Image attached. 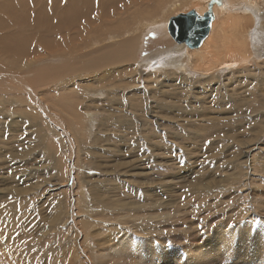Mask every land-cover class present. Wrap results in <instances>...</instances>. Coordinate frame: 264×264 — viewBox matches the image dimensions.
I'll return each mask as SVG.
<instances>
[{"label": "rangeland", "instance_id": "obj_1", "mask_svg": "<svg viewBox=\"0 0 264 264\" xmlns=\"http://www.w3.org/2000/svg\"><path fill=\"white\" fill-rule=\"evenodd\" d=\"M87 1L93 9L45 48L1 70L12 103L1 121L30 119L0 135L17 147L0 143V213L16 215L17 264H264V0H249L262 18L255 41L244 21L215 30L216 55L250 60L214 72L229 58L198 68L201 54L187 71L161 64L173 56L145 61L175 43L164 20L208 0ZM107 51L108 76L93 67ZM93 72L106 79L93 84ZM128 231L133 242L115 250Z\"/></svg>", "mask_w": 264, "mask_h": 264}, {"label": "bare ground", "instance_id": "obj_2", "mask_svg": "<svg viewBox=\"0 0 264 264\" xmlns=\"http://www.w3.org/2000/svg\"><path fill=\"white\" fill-rule=\"evenodd\" d=\"M43 1H44V3L41 0H0V76H3V75H1V70L11 69L15 65L17 55L24 56V55L20 54L21 52H26V51H33L34 52L37 49L41 50L42 48H45L47 46V37L59 34L61 32V30L63 29L65 22L75 21L81 17V13L84 10H87L88 8H90L89 11H91V9H93V6L89 5L90 1L88 2L87 0H64V3H62L59 0L60 4L54 3L55 1H58V0H43ZM82 2H83V4H82ZM209 2L210 1L208 0V1H205V5L194 6L195 7L194 10L196 11V13L201 16L203 14V12H205L207 10L206 4H208ZM211 2L212 3L214 2L212 4V12L214 14V20L211 24V30H210L209 34L203 40L202 44L200 45V47L198 49H191V52L188 53V51L185 48L181 47V45L173 43L170 47L165 48V50L161 51L156 56H154V58H153V56H149L147 59H145L147 64H149L153 59H156L157 57L167 58L169 56H173V58L170 57L169 61H164L161 64H163V65L168 64L169 68L173 67L174 69H178V71H180V70L181 71H183V70L187 71L188 67H186L185 64L189 63L188 59L193 58V57H195V58L201 57L202 56L201 54H204V57L200 59V62H198L199 64L196 66L198 68H199V66L209 68L210 66H208V63L210 62V59L212 61L218 62L219 61L218 57L229 58V60L223 61V62L219 63L218 65L216 64L217 65L216 67H211L209 69L211 71H213V70L214 71H220L222 69L223 70H234L240 65L241 62L249 61L250 59H249L248 55L244 56L242 51L237 50L235 48L233 50H228L226 52L225 56L221 55V54L216 55L214 53L215 52L214 49L217 48L216 45H217L218 40H217L216 36L214 35V33H215V30L219 27H221L224 30H228V29L231 30L232 29L233 31H235L236 29H239L243 25L242 22L244 21L245 26H247V29L245 30L246 27L243 25L244 29L242 27V30L246 31L245 35L248 34V36H249L248 39H250V37H251V39L252 40L254 39V41H255L257 39V37H259V33L261 31L260 21L262 22V18L258 15V13H260V12H258V10L255 8L256 5L254 7H252L251 6L252 3L250 4L251 1H249V0H239V2H235V3H234V0H212ZM122 5H125V4H122ZM242 6H244V8H245L244 10L248 11V13L245 14L246 16H244V14L240 13L241 12L240 7H242ZM259 9H260V7H259ZM89 11H87V12H89ZM255 11H256V15L258 16L259 19H256L254 17ZM145 14H148V13H145ZM95 15H97V14H95ZM152 16H154V15H152ZM100 17H103V16H100ZM146 17H147V15H146ZM158 20H160V19H158ZM100 21H102V19ZM216 21H218V23ZM163 22H162V27L165 28L167 23L166 22L163 23ZM146 26H148L147 29H151L152 32L159 34V35H161L160 32L163 31V30H161L162 28L159 27L158 22H153L151 24H147ZM237 33L238 32H236L234 34H237ZM242 33H244V32H242ZM242 33L240 34V32H239V35H242ZM245 35H242V36H245ZM162 37L166 38V35L164 33H162ZM239 38L241 39V37H239ZM233 39L235 40V37ZM236 39L238 40V37H236ZM248 39H247V41H248ZM31 40H35V42H36L35 48H33L32 44H29L31 42ZM237 40H236V43H237ZM242 40H243V38H242ZM245 41H246V39H245ZM228 42L230 43L231 41H228ZM243 42L242 43L238 42L239 45L237 43V46H242L244 44L246 46V42L244 44H243ZM166 43H168V42H166ZM232 43H234V42H232ZM234 45H236V44H234ZM173 47H175V48L173 49ZM246 47H244L245 50H246ZM113 49H114V47H113ZM38 50H37V52H38ZM242 50H243V48H242ZM168 51H169V54L165 56V54ZM29 53L31 54V52H29ZM113 55H114V53H112V51H107L106 53H103L96 58L93 57V60L95 62L93 67L94 66H96L97 68L102 67L101 69L104 71L105 66H110L113 63V59H115V57ZM183 59L186 62L183 63ZM120 60L122 61V60H124V58L122 59V57H119L116 59V61H119V63H120ZM23 63H21V65ZM21 65H20V67H21ZM209 65H211V64H209ZM157 66H159V65H157ZM113 68H116V67H113ZM158 68L163 69L164 67H158ZM109 69L110 70L107 69L106 71H104L106 76L109 75V74H107V72L111 71V68H109ZM193 70H197V68H195L193 66ZM205 72H207V71H205ZM105 75L100 77L97 75V73L93 72V84H98L97 83L98 79H102L104 77L106 79ZM94 82H96V83H94ZM101 84H106V83H101ZM0 85L2 86V88L0 86V115L2 116L3 112L8 107L12 106V103L8 99V96H9L8 91L9 90L7 91V90L3 89L4 87L1 83H0ZM99 86H101V85L99 84ZM102 87L103 86L99 87V89ZM7 89H9V88H7ZM33 91H35V90H33ZM24 106L29 107L28 104H26ZM21 113L18 114V115L22 116L19 118L20 120L14 121V120H17V118H15L14 120L10 121L9 123H4L3 121H1L2 117H0V121H1L0 122V135L5 134L6 132L7 133L16 132L18 126L25 125V128H26L28 123H30V119H29V117H27V115L25 113H22V114ZM3 118H5V117H3ZM28 128H29V126L27 127V129ZM1 132H3V133H1ZM18 132L19 131H17V133ZM2 137H5V135H3ZM11 141H12V143H15V141H13V140H11ZM0 143L2 144L1 140H0ZM4 144H5V146H3L4 148L9 146V148H7L5 150L10 151L11 154L13 151H16V148H17L16 146L11 145V144H7V143H4ZM4 144H2V145H4ZM0 149H2V147ZM8 151H4V152L7 154ZM8 155H10V154L8 153ZM14 157L15 156H13L12 158L14 159ZM4 158L8 159V158H6V156ZM12 158H9V159H12ZM17 181H16V183H17ZM20 182H24V181H20ZM26 185H24V187ZM192 189H194V187L191 188L190 190H192ZM206 189H207L206 187L202 188V190H206ZM196 191H199V190L196 189ZM20 193H22V192H20ZM95 199H97V198H95ZM13 216H16V215H11L10 213H9V215H3L0 213V264H17V262H18L16 257H15V252H16L15 248L18 247L17 246L18 244L16 243L17 245L15 246V237H14L15 236L14 228H15L17 222L13 220L14 219ZM249 222H250V220H249ZM251 223L252 222H250V224ZM220 231L221 230H219V232H217V234L215 235V238L221 239L222 236L223 237L227 236V235L224 236L223 234L221 235L222 232L220 233ZM127 233L128 234L125 233L126 237L122 238L119 241V244L115 250H119L120 248H124L131 243V241L133 240L134 234H133V232L131 233L129 231ZM25 237L26 236H24V238ZM212 238H213V235H212ZM218 241H220V240H218ZM217 244L219 246H221L219 243H217ZM146 245H147V243H146ZM202 247H204V246H200V249ZM140 248H141V246H140ZM141 249L143 250V246ZM110 250H111V248H110ZM192 252L193 251H191V253ZM202 253L204 254V252H202ZM197 255H195V257ZM107 257L112 258L111 256H108V255H107ZM107 257L103 256L104 259H106ZM113 259H109V260L112 261Z\"/></svg>", "mask_w": 264, "mask_h": 264}, {"label": "water", "instance_id": "obj_3", "mask_svg": "<svg viewBox=\"0 0 264 264\" xmlns=\"http://www.w3.org/2000/svg\"><path fill=\"white\" fill-rule=\"evenodd\" d=\"M213 20L211 2L201 16L195 10H190L170 18L166 29L173 42L190 50L197 49L209 34Z\"/></svg>", "mask_w": 264, "mask_h": 264}]
</instances>
